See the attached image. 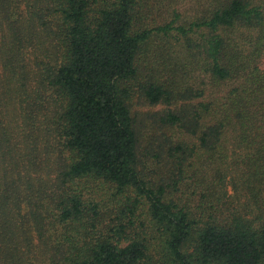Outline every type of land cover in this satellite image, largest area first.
<instances>
[{"label":"trees","instance_id":"16d2710c","mask_svg":"<svg viewBox=\"0 0 264 264\" xmlns=\"http://www.w3.org/2000/svg\"><path fill=\"white\" fill-rule=\"evenodd\" d=\"M205 2L191 22L176 12L141 28L140 0H0V264H148L139 235L98 228L89 198L104 184L148 202L166 244L156 264H264V0ZM237 28L256 32L248 52L226 34ZM160 37L184 42L214 88L233 84L222 99L185 89L190 103L161 122L198 136L213 159L236 123L249 151L244 215L200 227L138 171L133 84L151 105L175 95L155 70L142 75ZM175 151L181 167L194 154Z\"/></svg>","mask_w":264,"mask_h":264},{"label":"rangeland","instance_id":"374dc122","mask_svg":"<svg viewBox=\"0 0 264 264\" xmlns=\"http://www.w3.org/2000/svg\"><path fill=\"white\" fill-rule=\"evenodd\" d=\"M206 0H140L138 25L156 27L170 23L177 12V24L191 22ZM227 36L239 50L248 52V43L256 32L245 28L228 31ZM142 60L144 80L148 81L150 70H155L159 79L168 82L175 90L170 104L151 105L142 94L139 85L133 84L129 106L138 132V171L151 186L167 188L166 200L183 208L197 219L199 226L216 217L218 221L244 215L250 206L243 181L247 169L244 157L248 150L241 144L239 129L235 122L226 129L222 138L223 147L219 156L213 159L201 148L199 137L184 129L165 125L161 119L168 112L179 113L190 103L182 98L185 89L205 90L223 98L233 84H222L214 88L205 71L185 47L184 42L163 37L154 39L150 52ZM264 68V60L262 61ZM207 101V98L203 99ZM200 100L193 101L198 103ZM184 144L194 150L190 161L179 165L178 145ZM102 190L91 195L89 202L98 205V228L103 234L118 240V233L124 240L136 238L150 246L148 264H156L164 250L165 238L151 215L148 202L137 196L134 190L118 194L115 186L104 184ZM126 245V243H124Z\"/></svg>","mask_w":264,"mask_h":264}]
</instances>
